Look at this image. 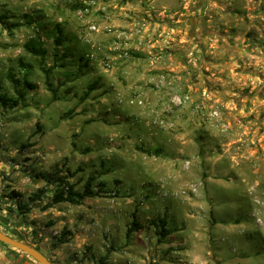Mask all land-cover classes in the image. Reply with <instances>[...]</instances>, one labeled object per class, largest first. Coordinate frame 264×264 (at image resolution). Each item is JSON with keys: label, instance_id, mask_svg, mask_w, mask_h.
I'll use <instances>...</instances> for the list:
<instances>
[{"label": "rangeland", "instance_id": "374dc122", "mask_svg": "<svg viewBox=\"0 0 264 264\" xmlns=\"http://www.w3.org/2000/svg\"><path fill=\"white\" fill-rule=\"evenodd\" d=\"M19 59L37 86L0 105L1 231L55 264H264V0H0L1 92ZM89 175L101 196L51 204ZM0 264L40 263L0 242Z\"/></svg>", "mask_w": 264, "mask_h": 264}, {"label": "trees", "instance_id": "16d2710c", "mask_svg": "<svg viewBox=\"0 0 264 264\" xmlns=\"http://www.w3.org/2000/svg\"><path fill=\"white\" fill-rule=\"evenodd\" d=\"M67 40L66 35H64L61 27L59 24L55 26V37H54V44L55 46H62L65 44V41ZM23 47L26 52L29 54L39 57L40 59H45L48 50L45 46V40L40 37L39 35H33L29 37L23 44ZM65 56V54L63 55ZM54 61L56 59L54 58ZM20 68L23 70L22 76H18L13 72V69L11 67L7 68L5 77L9 81L12 90L14 92V95H9L6 92L0 91V105L3 107L8 108H15L17 106H25V98L27 96V93L30 90H33L36 88V84L29 80L28 73L31 69L32 65L30 63L24 62L22 59H19L18 62ZM56 62L53 63L48 68L42 67V71L44 72L46 78L45 83L47 90L51 93V100L56 101L59 99L57 95V87L53 85L51 81L48 79V73L51 69L55 68ZM96 82L90 83L87 86L86 91L81 96V100H84L88 97L89 93L93 91L96 88ZM72 109H69L65 114H63L61 117L65 118L67 116H71ZM139 150L146 152L149 155H160L162 152V149L159 147L155 148H143L138 146ZM88 150V149H87ZM61 181V179H58ZM93 175H89L84 182L83 189L78 190L75 189L74 185H61L59 186L52 197L51 204L61 203V202H69L72 204H81L83 200L87 197H96L101 196L103 194V191L101 189H94L93 186ZM43 191L40 190V193ZM106 194V192H104ZM117 193L114 192L113 196H115ZM19 195V194H17ZM107 196V195H106ZM40 195L38 193L31 195V200H37L39 199ZM50 206V205H48ZM17 208L19 212L25 213L29 210L26 204H22L18 202ZM151 224L155 227L156 233L158 235V242H164L165 237L170 233V230L167 227L166 220L164 217H157L151 220ZM142 227V224L138 221H133L131 225H128L126 228V236H130L131 232L136 231ZM69 239L63 235L61 242H67Z\"/></svg>", "mask_w": 264, "mask_h": 264}, {"label": "water", "instance_id": "95a60500", "mask_svg": "<svg viewBox=\"0 0 264 264\" xmlns=\"http://www.w3.org/2000/svg\"><path fill=\"white\" fill-rule=\"evenodd\" d=\"M0 242L14 247L36 260L40 264H55L45 254H43L38 248L16 239L0 230Z\"/></svg>", "mask_w": 264, "mask_h": 264}]
</instances>
